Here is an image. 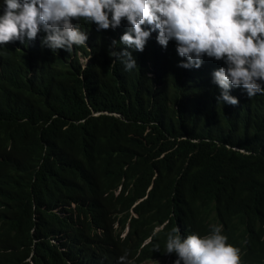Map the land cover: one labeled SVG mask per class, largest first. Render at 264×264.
<instances>
[{
  "label": "trees",
  "instance_id": "1",
  "mask_svg": "<svg viewBox=\"0 0 264 264\" xmlns=\"http://www.w3.org/2000/svg\"><path fill=\"white\" fill-rule=\"evenodd\" d=\"M85 28L88 48L70 56L42 33L0 48V264H57L52 233H85L106 206L126 221L145 196L134 224L215 222L257 245L245 264H264V97L232 88L238 104H218L207 76L146 46L125 72L107 54L111 30Z\"/></svg>",
  "mask_w": 264,
  "mask_h": 264
},
{
  "label": "clouds",
  "instance_id": "2",
  "mask_svg": "<svg viewBox=\"0 0 264 264\" xmlns=\"http://www.w3.org/2000/svg\"><path fill=\"white\" fill-rule=\"evenodd\" d=\"M85 25L90 31L111 30L107 54L125 72L138 68L132 53L146 46L179 70L207 76L219 89L218 104H238L232 88H241L249 99L264 97V0H0V48L28 49L42 33V47L70 56L88 48ZM121 191L122 186L116 194ZM146 198L135 203L126 221L106 206L88 214L87 232L52 233L57 264H245L257 254V245L230 242L215 222L209 231L189 235L182 227L164 232L176 217L172 212L153 229L134 224V208ZM71 216L65 212L61 219ZM42 259L41 253H31L26 262Z\"/></svg>",
  "mask_w": 264,
  "mask_h": 264
},
{
  "label": "bare ground",
  "instance_id": "3",
  "mask_svg": "<svg viewBox=\"0 0 264 264\" xmlns=\"http://www.w3.org/2000/svg\"><path fill=\"white\" fill-rule=\"evenodd\" d=\"M212 66H213V68H215L216 67V64H211ZM202 67V66H201ZM199 70V69H198ZM30 73V72H29ZM27 74H28V72H27ZM36 74V73H35ZM38 76V75H37ZM36 76V77H37ZM29 80H32V78L31 79H29ZM33 81V80H32ZM240 90H242L241 88H237V91H240ZM216 91L218 92L219 91V89L217 88L216 89ZM239 100V99H238ZM190 211V210H189ZM182 229L184 230V234L185 235H189V234H192L193 233V231L190 229V228H188V227H186V225H183L182 226Z\"/></svg>",
  "mask_w": 264,
  "mask_h": 264
}]
</instances>
